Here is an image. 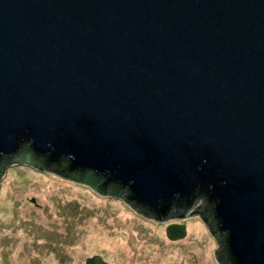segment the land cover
Listing matches in <instances>:
<instances>
[{"label":"water","instance_id":"obj_1","mask_svg":"<svg viewBox=\"0 0 264 264\" xmlns=\"http://www.w3.org/2000/svg\"><path fill=\"white\" fill-rule=\"evenodd\" d=\"M3 159L159 222L204 197L217 264H264V0H0Z\"/></svg>","mask_w":264,"mask_h":264},{"label":"rangeland","instance_id":"obj_2","mask_svg":"<svg viewBox=\"0 0 264 264\" xmlns=\"http://www.w3.org/2000/svg\"><path fill=\"white\" fill-rule=\"evenodd\" d=\"M172 222L53 172L12 165L0 181V264H85L93 256L109 264H217L216 241L200 218ZM172 224L185 225V238L166 237Z\"/></svg>","mask_w":264,"mask_h":264},{"label":"flooded vegetation","instance_id":"obj_3","mask_svg":"<svg viewBox=\"0 0 264 264\" xmlns=\"http://www.w3.org/2000/svg\"><path fill=\"white\" fill-rule=\"evenodd\" d=\"M30 154L27 150L25 151H23V155H26V154ZM5 160L6 159H3L2 160V162L0 163V171H1V167H3V165H4V162H5ZM35 161H36V163H40V161L38 160V159H35ZM51 170H53V169H51ZM54 171V170H53ZM84 176H88L87 175V173H84L83 174ZM81 176V175H80ZM62 177H64V175H62ZM68 179L69 180H72V179H75V180H77L76 182H79L78 180H82L83 179V177H79L78 175H71L70 177H68ZM98 180V179H97ZM198 203H197V209H198V211H199V213H200V215H199V217L200 218H202L204 221H205V223L207 224V226H211V225H213L214 223H215V221H214V218H213V215H212V206L210 205V204H208V202L206 201V199L204 198V197H202V198H200V199H198ZM181 211V210H180ZM145 213H147L146 211H145ZM177 212H173L172 214H171V218L173 219V218H175V217H177L178 216V214H176ZM147 214H149V213H147ZM149 219H152V218H150V217H148ZM169 219L168 220V222H172V219ZM173 223V222H172ZM61 246V245H60ZM59 247V246H58ZM60 249V248H59ZM61 251V250H60ZM58 258H59V262H61V260H62V256L61 255H58ZM104 261V260H103ZM106 262V261H105ZM109 263V262H108ZM111 264V263H110Z\"/></svg>","mask_w":264,"mask_h":264},{"label":"trees","instance_id":"obj_4","mask_svg":"<svg viewBox=\"0 0 264 264\" xmlns=\"http://www.w3.org/2000/svg\"><path fill=\"white\" fill-rule=\"evenodd\" d=\"M63 175H65V174H63ZM90 178L92 179V178H94V179H99L98 177H96V176H94V175H90Z\"/></svg>","mask_w":264,"mask_h":264}]
</instances>
